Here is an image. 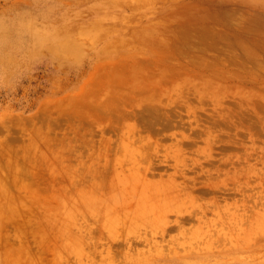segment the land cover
<instances>
[{
    "label": "rangeland",
    "instance_id": "rangeland-1",
    "mask_svg": "<svg viewBox=\"0 0 264 264\" xmlns=\"http://www.w3.org/2000/svg\"><path fill=\"white\" fill-rule=\"evenodd\" d=\"M0 26V182L7 194L26 203L23 215L12 219L3 216L0 197V264L16 256L22 264L32 258L38 264H53L54 259L57 264H102L108 252L114 264H132L125 255L136 257V249H148L122 223L109 235L108 223L96 218L102 207L93 214H75L70 233L82 237L84 255L63 251L56 256L68 241L56 236L70 203L79 192L90 191L85 189L92 179L89 169L104 167L105 158L96 156L98 146L106 141L117 145L126 122L157 112L170 115L175 126L159 122L140 135H149L158 146L180 144L200 159L195 165L188 159L185 173L194 176L190 184L203 202L220 203L208 202L204 218L216 222L209 223L212 229L204 227L207 236L195 237L178 253L163 252L157 263L264 264V0H0ZM74 41L80 48L66 55L62 48ZM137 128L141 130L139 124ZM208 129L216 136L211 158L197 152ZM162 148L159 157L149 154L155 177L174 171ZM216 168V185L207 184L205 170ZM34 177L38 185L30 183ZM232 201L236 205L229 214L222 213L224 203ZM193 211L170 213L168 232L151 239L167 250L171 234L178 232L176 218L187 228L198 224L192 214L200 213ZM18 249L24 255L10 252Z\"/></svg>",
    "mask_w": 264,
    "mask_h": 264
},
{
    "label": "bare ground",
    "instance_id": "bare-ground-1",
    "mask_svg": "<svg viewBox=\"0 0 264 264\" xmlns=\"http://www.w3.org/2000/svg\"><path fill=\"white\" fill-rule=\"evenodd\" d=\"M3 38H4V34H2V32H1L0 33V39H3ZM79 42L82 43L81 40ZM77 48H80V46L77 45V41L76 42L74 41V45L71 44V43H68V44H65V46L62 49L65 51V54L67 53L66 55H69L72 52L73 49H77ZM173 52H174V50H173ZM241 55H242V53H241ZM178 57H179V55H178ZM96 69H97V67H96ZM214 69H215V67H214ZM205 73H207V72H205ZM95 82H98V81H95ZM128 82H130V80ZM128 82L126 83V85L128 84ZM121 83H122V81H121ZM160 83L161 82H159V84ZM146 84L149 86V83H146ZM87 86H88V84H87ZM123 86H125V85H123ZM161 86H164V85H161ZM141 87H142V85H141ZM169 89H170V87H169ZM85 92H87V91H84V93ZM105 95H107V94H105ZM199 95H200V93H199ZM87 96H88V93H87ZM94 99H96V98H94ZM46 101H48V100H46ZM137 101H138V99H137ZM43 103H47V102H45V100H44ZM67 104H68V102H67ZM116 104H117V102H116ZM114 107L115 106H113V108ZM104 110H105V108H104ZM73 113H75V112H73ZM93 115H94V113H93ZM93 115L91 117H93ZM96 117L97 118H102V117L97 116V115H96ZM170 119H171V117H170V115H167V113H160V112H157V113H142L140 115V117L137 118L138 122L135 121V123H133V122L130 123V120L128 122H126L127 125L124 126L121 129L122 132H121V136L119 138V143L117 145L114 146V145H112L111 142H108V141L103 142V140H102L103 143L98 146V150L96 152V156L98 157V159H100L101 157H104L105 158L104 160H106V162H104L105 164L103 163V165H104L103 169H99L97 166H93V167H91L89 169V175L92 176V179H91L90 184H88V186L85 189H90V191L88 190L87 192H79L76 200L73 201L72 204L70 203V205L68 207L66 206L67 203L64 202L65 206L67 207V216L68 217H67L66 220L68 222L66 221L63 224H61V226L58 228V236H56V237H57V241H58L59 238H64V237L67 238L68 241H67L66 244H61L59 246V248L57 249L58 251L56 252V256L59 257L63 253V251H70V253L77 252L80 256L84 255V248L82 246V237L79 234H74L72 232H71L72 234L70 233V231H71V229H72V227H73V225L75 224V221H76V215L75 214H76V212H80V214H83V215H85L87 213L88 214H93L100 207H102L101 210H102L103 213H102L101 216L97 215L96 218L100 219V221L103 220V221H106L108 223L110 230L108 228L106 229V227H105V229H106V231H108L109 235H114L116 233V227H117V225H119V224L122 223V224L126 225L129 228V230H130V231L128 230L129 233L130 232H133V234L135 233L139 238L144 239L145 240L144 241L145 243L147 242L149 244V248L148 249H145V250L144 249H136L137 250L136 251V257H132V254L131 253H128V251H126V253H128L127 256L125 255L126 262L127 261H130L132 264H158L156 257L159 256L160 254L162 255L163 252L165 253V251H167L168 252L167 254H169V255L172 254V253H176V252L178 253V252H180V251H178L180 249V246L183 248L184 244H186V243H189V244L192 243L195 237H198L200 235L201 236H205V235L207 236L208 231H209V230H206L207 227H209L210 224L212 225V224H214L216 222L215 220H213L214 218L213 219L204 218V216L206 215V211L209 208L207 206H208L209 203H211L212 206H213V204L214 205H218L219 201H218V199L216 201H214V202L213 201H209L208 200L209 198H208L207 199V202H203V201H206L205 198L202 201L203 198L202 197L200 198L197 194H195L196 191H195L194 185L193 184H190V180L191 179H193V180L195 179L194 176L193 177H191V176L188 177L186 175V173H185V170L187 168H190L189 167V163H188V159L191 158L193 160V164L194 165L197 164V163H200V159H193V157H190V155L187 154L186 150L180 144H173V145L164 146V147H163V145L158 146L157 144L156 145L153 144L154 142H151L150 141L149 135H147L146 137H142L140 135V132L142 130L149 132V130L151 128H153L159 122H163L164 124L166 123L168 126L171 125L172 127H174L175 125H173V121L170 120ZM138 124L140 125V127H141L140 129L141 130H139V128H137V125ZM38 130H40V129H38ZM204 131H205V133L207 135L206 142H205V145L204 146H199L198 147L197 152L200 155H203V156L206 155L207 157H210L211 158V156H212L211 154L213 152L214 140H215L216 136L213 135L212 134V131L209 130V129L208 130H204ZM144 135H145V133H144ZM139 140L140 141H144V142L137 143ZM83 142H88V141L85 140ZM244 146H246V145H244ZM37 147H38V145L35 143L34 148L36 149ZM92 148H94V147H92ZM160 148H162V150L165 152L166 158L167 159H170V160H172L174 162V171L171 172L170 174L169 173L168 174L166 173L167 175H165V176L158 175V177H155L156 172L153 173V171H152L153 168L151 169L152 166L150 165V161L151 160L149 159V154L152 152L153 153V156H157L159 154V152H160ZM94 153H95V150H94ZM28 154H30V153L28 152ZM26 155H27V152H26ZM110 155L113 156L111 159L109 158V157H111ZM27 157H29V156H26V158ZM93 157H94V155H93ZM157 157H159V155ZM234 157L237 159L238 155H237V157L236 156H234ZM228 159L229 158L226 156V160H228ZM252 164H254V163H252ZM250 166H252V165H250ZM0 170H1V168H0ZM247 170H249V169H247ZM205 171L208 174V178H207L208 180L206 181L207 184L208 183L210 184V182H213L214 183V181H212V179L214 178L213 173H216L217 175L220 174V168H216V169H213V170L206 169ZM235 171H237V170L235 169ZM202 172L204 173V170L203 169H202ZM245 172H246V170H245ZM164 173H165V171H164ZM247 174H249V172ZM233 175H235V174H233ZM4 176H5V174H4ZM67 176H69V174ZM73 176H75V175L73 174ZM229 176H231V175H229ZM56 178H58V177L56 176ZM221 178H222V181H223L224 177H221ZM232 178L234 179L233 176H232ZM82 180L83 181H86V178L85 177H82ZM222 181H220V182H222ZM57 182L58 181L54 182V184L52 185L53 188H54V185ZM7 183H8V181L6 182V184ZM30 183H33L34 185H38L37 178L34 177L30 181ZM44 183H45V181H44ZM193 183H195V182H193ZM204 183H205V181H204ZM213 183H211V184H213ZM216 183H214V184L216 185ZM13 184L15 186H17V187H23V185H21L19 183H16V181H13ZM8 186H10V185H8ZM68 186H70V183H69ZM211 186L214 188V185H211ZM30 189H32V188H30ZM5 190H6L5 185H3L0 182V197L5 202V209L2 210L3 216H6L8 218L10 217L12 219H14V218H16L18 216H22L23 213H24V211H25V209H24L25 206H23V205H26V203L17 194H14V193L13 194H9V193L7 194V192ZM48 190H50V189H48ZM64 190H66V189H64ZM32 193L35 194L34 191ZM73 193H71V194H73ZM246 193L247 192H245V194ZM75 195H76V193H75ZM105 195H107V197H104ZM203 195H201V196H203ZM119 197H121V198H119ZM128 198H131V199H128ZM232 199H233V197H232ZM224 200L227 201V199H224ZM233 201L235 202V199ZM233 201H232V203L225 202L224 205H223L224 206V209H223L224 211L222 212V208H221V212L222 213L229 214L227 212L230 210L232 204L234 203ZM187 203L190 204V205L187 206ZM235 203H234V205H236ZM188 207H190L192 209H189ZM37 209H39V208H37ZM194 209H197L199 211V213H200V215L192 214V216H194V218L198 221V224L195 227H193V228H187L188 226L185 227L184 225L180 224L179 221L181 219L179 221H177V218H176V223H177V226H178V232H177V234L174 233L175 235L174 234H171L170 241H169L170 242V245L168 246L167 250H164L163 249L164 246H163V248L161 247V243L160 242L154 241V240L151 239V238L155 237V235L160 234L161 236H164L165 233L168 232L167 231V228H168L167 226L169 224L168 216H169L170 213H175L176 215H182V214L184 215V213H186V212L188 213L189 212V215H191V213H194L195 212V211H193ZM225 209H226V211H225ZM234 210H235V207H234ZM235 211H237V210H235ZM214 214H216V213H214ZM232 214H233V212H232ZM219 216H220V214H219ZM180 218H181V216H180ZM231 219L229 218L228 220L231 221ZM83 220H84V218H83ZM89 220L92 221V219H90V218H89ZM169 220H170V217H169ZM173 220H175V219H173ZM173 220H172V222L174 224V221ZM224 221H225V224H226V220H224ZM87 222L91 223L90 221H87ZM217 222H221V221L218 220ZM48 223L51 226H54V219L53 218H50L49 221H48ZM234 223H236V222H234ZM249 224H251V223H249ZM226 225H225V227H226ZM88 226H90V225H88ZM104 226H105V224L103 225V227ZM204 227H206V229H204ZM77 228H79V227H77ZM210 228L212 229V227H209V229ZM214 228H215V226H214ZM221 228H222V226H221ZM229 228H231V226ZM238 228H239V226H238ZM247 228H248V226H247ZM227 229H228V227H227ZM249 229L250 228H248V230ZM142 230H144V231H142ZM233 231H235V230H233ZM249 231H248V234L247 235H249V237H250V234H251L250 232L251 231L250 232ZM257 231H258V229H257ZM257 231H256V233H257ZM221 232H220V234H221ZM16 233H17V231H16ZM65 233H67V236H65ZM226 233H227V231H226ZM127 234H128V232H127ZM238 235L236 234L237 237H238ZM130 236H132V234ZM130 236H127V237H130ZM181 237H183V240L182 241H180L181 240L180 239ZM249 237H247V238L249 239ZM114 238H116V237H114ZM203 238H205V237H203ZM215 238H213V239H215ZM227 238H229V237H227ZM233 238H235V237H233ZM53 239L56 240L55 237H53ZM77 240L80 241V245L81 246H79V247L75 243V241H77ZM200 240H202V239H200ZM229 240H231V239H229ZM245 241H247L246 238H245ZM54 242H53V240H51L50 241L51 244L49 245V247L54 248ZM204 242H202V243H204ZM236 242H238V241H236ZM236 242L235 243L234 242L231 243V245H233V247H235ZM252 242H253V240H252ZM165 243H167V242H165ZM213 243H214V241H213ZM240 243H242V242H240ZM176 244L178 246H176ZM249 244H251V243L249 242ZM186 245H185V248H186ZM193 246H194V244H193ZM201 246H202V244L200 245V247H198V246L197 247L198 248H202ZM204 247H206V249H209V245L206 246L204 244ZM236 247H237V245H236ZM239 247H240V244H239ZM191 248H193V247H191ZM194 249L197 250L196 248H194ZM194 249H192V250H194ZM201 250H203V249H201ZM52 251H54V249ZM188 251H189V249H188ZM10 252H12L13 254H17V255H20V254L21 255H24V252L22 250H19V249L18 250H14V251H10ZM4 259H5L4 264H22V262H23L22 260H20V257H17V256H16V258L14 260H10L8 258H4ZM79 259H80V257H79ZM56 260L54 259L53 264H57L56 263ZM27 263L28 264H38V261H37V258H32V260H30V262H27ZM101 263L102 264H114V255L113 254L111 255L110 252H108L106 259H103L101 261Z\"/></svg>",
    "mask_w": 264,
    "mask_h": 264
}]
</instances>
